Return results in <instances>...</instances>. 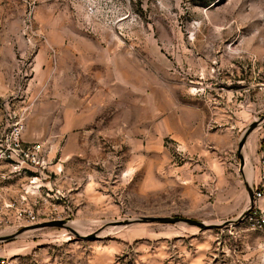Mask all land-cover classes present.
Segmentation results:
<instances>
[{
    "label": "rangeland",
    "instance_id": "rangeland-1",
    "mask_svg": "<svg viewBox=\"0 0 264 264\" xmlns=\"http://www.w3.org/2000/svg\"><path fill=\"white\" fill-rule=\"evenodd\" d=\"M263 143L264 0H0V264H264Z\"/></svg>",
    "mask_w": 264,
    "mask_h": 264
},
{
    "label": "built area",
    "instance_id": "built-area-1",
    "mask_svg": "<svg viewBox=\"0 0 264 264\" xmlns=\"http://www.w3.org/2000/svg\"><path fill=\"white\" fill-rule=\"evenodd\" d=\"M16 123V122H15ZM22 126L19 123L18 126H14L9 135L10 151H4L3 157L10 158L14 162H24L29 167H36L43 163V157L41 153V144L36 142L30 145H24L21 143L18 137V132ZM259 165L261 167L259 180L256 184L249 185L252 194V206L254 210L248 220L250 225L264 233V143L262 151L260 152ZM248 207V206H247ZM246 207V208H247ZM29 220H33L32 215H28Z\"/></svg>",
    "mask_w": 264,
    "mask_h": 264
},
{
    "label": "water",
    "instance_id": "water-1",
    "mask_svg": "<svg viewBox=\"0 0 264 264\" xmlns=\"http://www.w3.org/2000/svg\"><path fill=\"white\" fill-rule=\"evenodd\" d=\"M254 125V122L250 123V125L246 128L247 131L250 130ZM246 131V132H247ZM243 138H244V134L243 136L240 138L238 145H237V156H238V160H239V166L242 167L243 165V157L242 155L239 153L242 142H243ZM247 194H248V207L241 211L235 220L241 219L244 215H246L249 207L252 204V194L250 190H247ZM143 221H149V222H160V223H175V222H183L186 223L188 225H193V226H197V227H203V226H209V227H213V226H218V224L215 223H204L200 220L197 219H193V218H186V217H167V216H154V217H146L143 218ZM226 224V223H225ZM36 227L39 226H64L67 227L64 223L63 220H51L48 222H43V223H39L37 225H35ZM69 231H71L73 234L77 235V233H75V231L71 228H69ZM79 236V235H78ZM81 238L85 239V238H91L92 236H84V235H80Z\"/></svg>",
    "mask_w": 264,
    "mask_h": 264
},
{
    "label": "bare ground",
    "instance_id": "bare-ground-1",
    "mask_svg": "<svg viewBox=\"0 0 264 264\" xmlns=\"http://www.w3.org/2000/svg\"><path fill=\"white\" fill-rule=\"evenodd\" d=\"M247 173V178H250V175H251V173L248 171V172H246ZM69 225H72L73 227H76V225H74V224H72V223H69ZM72 227V228H73ZM105 232V231H104ZM102 235V234H101Z\"/></svg>",
    "mask_w": 264,
    "mask_h": 264
}]
</instances>
